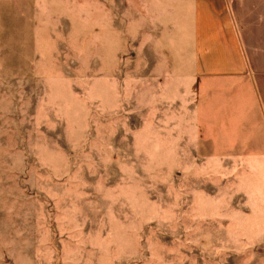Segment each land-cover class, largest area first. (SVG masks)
Instances as JSON below:
<instances>
[{
	"label": "rangeland",
	"instance_id": "374dc122",
	"mask_svg": "<svg viewBox=\"0 0 264 264\" xmlns=\"http://www.w3.org/2000/svg\"><path fill=\"white\" fill-rule=\"evenodd\" d=\"M181 6L0 0V264H264Z\"/></svg>",
	"mask_w": 264,
	"mask_h": 264
},
{
	"label": "crops",
	"instance_id": "0c3cea01",
	"mask_svg": "<svg viewBox=\"0 0 264 264\" xmlns=\"http://www.w3.org/2000/svg\"><path fill=\"white\" fill-rule=\"evenodd\" d=\"M180 3L182 42L185 43V36L192 37L186 50L193 52L197 95L203 93V98L198 99L200 116L202 113L205 117L201 123L204 130L213 133L216 146L217 141L223 144L227 140L229 156L246 163L245 196L251 197L252 204L262 205L264 0ZM256 173L258 177H254ZM252 211L264 213L261 207H251Z\"/></svg>",
	"mask_w": 264,
	"mask_h": 264
}]
</instances>
